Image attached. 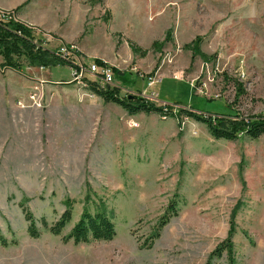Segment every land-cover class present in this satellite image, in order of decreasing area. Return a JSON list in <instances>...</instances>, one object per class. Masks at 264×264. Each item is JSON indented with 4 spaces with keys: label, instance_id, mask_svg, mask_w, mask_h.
<instances>
[{
    "label": "rangeland",
    "instance_id": "374dc122",
    "mask_svg": "<svg viewBox=\"0 0 264 264\" xmlns=\"http://www.w3.org/2000/svg\"><path fill=\"white\" fill-rule=\"evenodd\" d=\"M77 2L66 28L80 35L45 39L46 46H74L79 53L69 56L80 65L103 60L120 96L141 91L157 104L226 113L238 81L245 94L237 108L264 114V0ZM16 9L0 13L19 20ZM18 60L19 69L3 66L0 53V264H205L237 204L234 264H264V134L215 139L192 117L179 124L129 114L89 90L71 66ZM67 205L72 220L62 235L45 230L42 220L55 223ZM24 209L40 237L30 235ZM84 210L106 211L114 239L65 242Z\"/></svg>",
    "mask_w": 264,
    "mask_h": 264
},
{
    "label": "trees",
    "instance_id": "16d2710c",
    "mask_svg": "<svg viewBox=\"0 0 264 264\" xmlns=\"http://www.w3.org/2000/svg\"><path fill=\"white\" fill-rule=\"evenodd\" d=\"M28 1V0H27ZM163 42L155 41L154 46L161 45ZM189 47V46H188ZM138 49L136 46L134 47ZM74 50V49H73ZM72 50V51H73ZM145 53L146 50L139 49ZM192 50L195 54H201L199 46H193ZM75 53H79L74 50ZM0 53L3 55L5 61L3 66H10L14 69L21 67L19 60L25 57L28 64L31 66H38L41 68H48L51 65L62 64L71 66L75 70H79L78 64L68 55L61 53L60 49H51L46 46L45 38L37 34L33 28L26 25L24 22L15 20L12 17L4 18L0 16ZM205 57L204 54H201ZM95 62L99 65H105L103 60L96 59ZM116 74L117 70L113 69ZM83 80L86 82V87L94 94L100 96L106 102H114L121 105L129 114H156L163 118L172 117L179 121L184 117H192L197 121L205 122L208 125L209 132L215 139H226L234 141L244 135L251 139H258L264 134V114H255L251 116L244 115L237 108V101L245 94L243 84L236 81L237 93L235 99L228 102L231 112L213 113V112H199L192 107H178L175 108L170 104H157L153 100L147 99L146 96L141 95V91L129 98L130 95L120 96L119 86H99L98 82L84 76ZM69 204V202H68ZM239 204L231 214V227L225 240H223L217 248L209 255L205 264H213V260L220 258L224 253H227L229 264H234V243L233 236L235 234L234 220L236 217ZM175 213L176 205L170 204L168 212ZM25 218L29 222L28 231L34 238L41 235V230L36 225V220L33 214L24 209ZM169 214H164L161 217L159 224V231L167 223ZM72 220V210L67 205V209L61 217L53 224H50L43 219V228L53 235H62L64 229ZM116 235L115 223L112 218L107 215L106 211H96L91 213L84 210L80 219L74 224L69 234L63 237L65 242L72 240L75 244L91 243L94 241H111ZM159 235V233H157ZM156 234L152 236L155 238ZM2 244L5 246L7 242L2 239ZM150 247V246H149Z\"/></svg>",
    "mask_w": 264,
    "mask_h": 264
},
{
    "label": "crops",
    "instance_id": "0c3cea01",
    "mask_svg": "<svg viewBox=\"0 0 264 264\" xmlns=\"http://www.w3.org/2000/svg\"><path fill=\"white\" fill-rule=\"evenodd\" d=\"M24 2L26 0H0V8L15 10ZM80 6L77 0H31L27 5L16 9V13L20 21L38 28L47 42L56 38L67 43L70 38L74 42L81 33L79 31L72 35L66 28V24L72 20L75 10Z\"/></svg>",
    "mask_w": 264,
    "mask_h": 264
},
{
    "label": "built area",
    "instance_id": "2783aa9c",
    "mask_svg": "<svg viewBox=\"0 0 264 264\" xmlns=\"http://www.w3.org/2000/svg\"><path fill=\"white\" fill-rule=\"evenodd\" d=\"M0 16L4 18L12 17L16 19V16L12 12H2ZM74 46H63L60 51L64 55L69 56V51L73 50ZM79 70L74 71V76L83 80L84 76H91L93 80L97 81L99 86L110 85L113 86V73L112 70L106 65H99L97 63H91L88 66L84 64H78ZM86 73V74H85ZM89 76V77H90ZM90 77V78H91ZM84 81V80H83ZM152 80L151 82H153Z\"/></svg>",
    "mask_w": 264,
    "mask_h": 264
},
{
    "label": "water",
    "instance_id": "95a60500",
    "mask_svg": "<svg viewBox=\"0 0 264 264\" xmlns=\"http://www.w3.org/2000/svg\"><path fill=\"white\" fill-rule=\"evenodd\" d=\"M133 97H134L133 95H130V96H129L130 99L133 98Z\"/></svg>",
    "mask_w": 264,
    "mask_h": 264
}]
</instances>
